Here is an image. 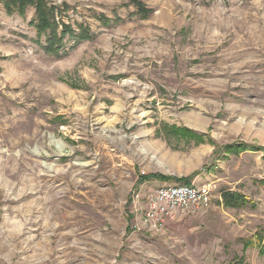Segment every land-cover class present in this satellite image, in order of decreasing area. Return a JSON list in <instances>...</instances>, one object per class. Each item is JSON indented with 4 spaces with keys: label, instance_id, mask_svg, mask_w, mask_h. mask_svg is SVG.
Instances as JSON below:
<instances>
[{
    "label": "rangeland",
    "instance_id": "rangeland-1",
    "mask_svg": "<svg viewBox=\"0 0 264 264\" xmlns=\"http://www.w3.org/2000/svg\"><path fill=\"white\" fill-rule=\"evenodd\" d=\"M50 1L93 37L48 54L0 2V264H264V149H224L264 148V0ZM184 183L210 205L148 230Z\"/></svg>",
    "mask_w": 264,
    "mask_h": 264
},
{
    "label": "trees",
    "instance_id": "trees-1",
    "mask_svg": "<svg viewBox=\"0 0 264 264\" xmlns=\"http://www.w3.org/2000/svg\"><path fill=\"white\" fill-rule=\"evenodd\" d=\"M1 1H3L8 13L18 12L19 14H25L27 7H35V18L31 21L37 31V38L35 41L41 45L43 50L48 54H66L70 42H72L70 45V48H72L81 41L93 37V34L85 24H77L76 29L72 23L65 22L61 16L62 10L60 6L55 5L54 2H51L50 0H0V2ZM139 9L142 12L148 11L140 6ZM44 37L45 40H43ZM178 130L184 131L187 134V130ZM188 135L197 139L202 138L201 135L196 133H189ZM224 149L228 153L239 154L246 150L259 151L264 148L245 142H236L225 145ZM151 177L156 180L166 181L175 179L173 176H165L161 174H155ZM222 198L224 203L230 206L244 205L247 203L242 195L231 191H223Z\"/></svg>",
    "mask_w": 264,
    "mask_h": 264
},
{
    "label": "built area",
    "instance_id": "built-area-1",
    "mask_svg": "<svg viewBox=\"0 0 264 264\" xmlns=\"http://www.w3.org/2000/svg\"><path fill=\"white\" fill-rule=\"evenodd\" d=\"M211 197L212 190L209 185L184 183L161 186L147 195L148 207L143 222L148 226V230H158L176 211L207 208L211 203Z\"/></svg>",
    "mask_w": 264,
    "mask_h": 264
}]
</instances>
